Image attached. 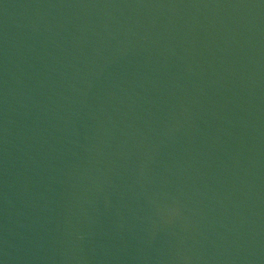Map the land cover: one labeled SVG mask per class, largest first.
<instances>
[{
	"label": "water",
	"instance_id": "1",
	"mask_svg": "<svg viewBox=\"0 0 264 264\" xmlns=\"http://www.w3.org/2000/svg\"><path fill=\"white\" fill-rule=\"evenodd\" d=\"M2 264H264V0H0Z\"/></svg>",
	"mask_w": 264,
	"mask_h": 264
},
{
	"label": "snow or ice",
	"instance_id": "2",
	"mask_svg": "<svg viewBox=\"0 0 264 264\" xmlns=\"http://www.w3.org/2000/svg\"><path fill=\"white\" fill-rule=\"evenodd\" d=\"M0 264H2V262H0Z\"/></svg>",
	"mask_w": 264,
	"mask_h": 264
}]
</instances>
